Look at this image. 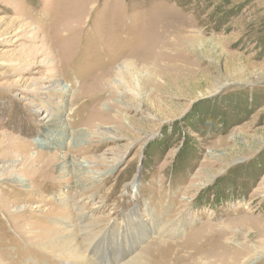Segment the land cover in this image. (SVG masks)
I'll return each instance as SVG.
<instances>
[{
    "label": "rangeland",
    "instance_id": "obj_1",
    "mask_svg": "<svg viewBox=\"0 0 264 264\" xmlns=\"http://www.w3.org/2000/svg\"><path fill=\"white\" fill-rule=\"evenodd\" d=\"M94 238L264 264V0H0V264Z\"/></svg>",
    "mask_w": 264,
    "mask_h": 264
},
{
    "label": "bare ground",
    "instance_id": "obj_2",
    "mask_svg": "<svg viewBox=\"0 0 264 264\" xmlns=\"http://www.w3.org/2000/svg\"><path fill=\"white\" fill-rule=\"evenodd\" d=\"M185 39V38H187V37H185V35L183 36H181V39ZM189 39H191V40H193V41H195V39L196 38H193V37H190ZM16 40V39H15ZM189 42V41H188ZM186 43V42H185ZM194 45V44H193ZM192 45V46H193ZM165 46H167V45H165ZM184 47V46H183ZM168 48V47H167ZM187 49V48H186ZM186 49H184V51L186 50ZM183 50V49H182ZM181 50V51H182ZM49 52V51H48ZM147 60V59H146ZM149 61V60H148ZM134 65L135 64H131V66L134 68ZM123 67L124 66H121V67H118V69H117V73H118V75H120V78L121 79H123V76H124V69H123ZM131 67V68H132ZM135 67L137 68V66L135 65ZM158 73V72H157ZM137 79H139L138 77H137ZM120 80V79H119ZM120 81H122V80H120ZM54 83H57V82H54ZM140 84V83H139ZM54 86V85H53ZM59 86V85H58ZM64 87H66V88H64ZM64 87H61L60 88V90H63V91H67V89H68V87L67 86H64ZM71 166H72V170L73 171H75L76 173H79V171L80 170H83V167H84V165H85V162L83 161V162H80V161H78V162H71V164H70ZM64 168V167H63ZM78 177H79V175H78ZM152 221H153V223H159L161 220H158L157 218H155V216H154V214H152ZM151 218V217H150ZM151 221V222H152ZM130 222V221H129ZM152 223V224H153ZM180 223H182V222H180ZM127 224V223H126ZM161 225H162V228H164L166 225H164L163 224V222H161L160 223ZM224 227H226L228 230L230 229L229 228V226H224ZM223 232V231H222ZM216 234L218 235V236H223L220 232H216ZM207 235V234H206ZM123 237H125L124 235H123ZM161 237V236H160ZM100 239V238H99ZM117 239H119V236L117 237ZM106 241V240H105ZM168 242V241H167ZM95 244V246H97V245H99V242H98V240H97V238H94L91 242H89V244L86 246V252H87V254L85 255V256H83L82 255V257L81 256H78V259H80V260H83V263L82 264H97V262H96V258H95V255H96V253H97V251H96V249H95V247L94 246H92V244ZM170 242H168V244H169ZM163 244H165L164 243V241L163 240H161V239H158V237L155 239V241L151 244V246L149 247V249H148V254L150 255V256H152V257H150V259H152V258H157V257H162V254L164 253V252H162V250L161 249H159V247L161 246V245H163ZM262 244V243H261ZM104 245V244H103ZM118 245H121L120 243L118 244ZM173 245H175V244H173ZM244 245H246V244H244ZM46 246V245H45ZM248 246V245H247ZM258 246V245H257ZM44 247V246H43ZM119 247V246H118ZM188 247L189 246H186V248L188 249ZM255 247V246H254ZM73 247L72 246H70V247H67V250H71ZM105 248H107V245L105 244ZM257 249V248H256ZM176 250H178V249H176ZM175 250V248H173L171 251H173V252H175L176 251ZM248 250V249H247ZM249 250H250V248H249ZM260 250V249H259ZM217 251V250H216ZM218 252H220V254H218L217 253V256L218 255H221V250L220 251H218ZM253 252V251H252ZM123 254V253H122ZM121 254V255H122ZM252 254V253H251ZM120 255V256H121ZM96 256H98V255H96ZM214 257V256H213ZM198 259V258H197ZM214 259V258H213ZM244 259V258H243ZM240 260V259H239ZM172 261V260H171ZM197 261V260H196ZM216 261V260H215ZM151 262H154V261H151ZM135 263H137V261H135ZM170 263V262H169ZM105 264H129L128 262H125L124 261V258L123 259H121V258H119V259H117L115 262H113V263H105ZM148 264H150V263H148Z\"/></svg>",
    "mask_w": 264,
    "mask_h": 264
}]
</instances>
